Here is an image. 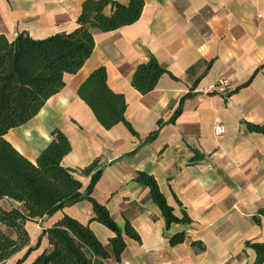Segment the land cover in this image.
<instances>
[{"label": "crops", "instance_id": "obj_1", "mask_svg": "<svg viewBox=\"0 0 264 264\" xmlns=\"http://www.w3.org/2000/svg\"><path fill=\"white\" fill-rule=\"evenodd\" d=\"M83 1L0 0V35L44 39L70 32ZM115 1L127 5L129 0ZM143 1L135 23L108 33L95 31L84 66L65 75L64 87L38 114L4 138L34 162L51 141L50 132L59 129L71 144L63 167L82 169L95 158L106 163L91 196L118 228L123 230L127 221L140 237L139 242L125 238L120 262L110 259L107 264H251L254 253L245 241L264 239V219L257 216L258 225L252 221L264 207V136L249 133L245 123L264 124V0ZM110 13L108 6L104 14ZM151 56L167 73L141 95L130 85L131 76ZM99 67L106 69L112 92L124 96V117L138 137L122 123L102 128L77 96L79 85ZM221 79L227 81L224 93L215 90ZM183 97L181 114L168 123ZM157 121L165 123L157 137L140 144ZM215 126L223 128L221 135L214 134ZM137 172L151 175L174 214L181 217L184 211L191 223L166 229L148 189L135 181ZM77 178L84 191L89 178ZM17 207L0 199V211ZM64 216L87 225L104 244L112 236L92 220L91 204L82 200L26 222L29 247L36 249L20 263L27 248L1 264H31L48 252L45 231ZM179 232L184 242L171 246L169 238ZM194 241L204 250L192 246Z\"/></svg>", "mask_w": 264, "mask_h": 264}, {"label": "trees", "instance_id": "obj_2", "mask_svg": "<svg viewBox=\"0 0 264 264\" xmlns=\"http://www.w3.org/2000/svg\"><path fill=\"white\" fill-rule=\"evenodd\" d=\"M108 6L111 13L105 15L104 10ZM143 6V0H129L127 5L115 0H84L76 27L70 32L56 33L44 39H33L26 33L17 34L11 40L0 35V199L18 204L17 208L10 211H0V263L27 248L17 262L20 263L36 249V246L29 247L30 237L24 227L26 222L50 217L63 207L82 200L91 204L92 220L112 233L107 243L99 241L87 225L64 216L45 231L50 250L41 253L31 264H107L110 259L120 262L126 248L125 238L140 241L129 222H125L123 230L118 228L106 207L91 196L106 166L101 158L93 159L78 170L63 167L61 161L70 153L71 144L61 130L53 129L50 132L51 141L32 162L4 136L33 119L46 101L64 87V76L74 75L84 66L94 48L95 31L108 33L135 23ZM211 64L212 61L206 64L203 73L192 83V89ZM166 73L151 56L146 62L137 65L130 85L139 94L145 95L155 88ZM247 84L244 83L233 92ZM77 96L102 128L109 130L122 123L132 136L138 137L124 117V96L113 93L109 88L104 67L93 70L84 79L77 89ZM183 99L168 123H174L181 114ZM164 124L157 121L156 129L140 144L154 140ZM245 126L249 133L264 136V124L247 122ZM77 175L89 178L84 191H81L82 184ZM135 181L148 189L149 199L160 211L166 229L172 224L191 223L184 211L181 217L174 214L151 175L137 172ZM257 216L264 219V207L258 208L252 216L256 225L259 224ZM184 240V233L179 232L170 237L168 243L175 246ZM191 245L204 250L200 241L191 242ZM244 247L254 253L251 264H264V239L260 242L245 241Z\"/></svg>", "mask_w": 264, "mask_h": 264}, {"label": "built area", "instance_id": "obj_3", "mask_svg": "<svg viewBox=\"0 0 264 264\" xmlns=\"http://www.w3.org/2000/svg\"><path fill=\"white\" fill-rule=\"evenodd\" d=\"M17 34L15 33L14 34V37L16 36ZM226 85H227V81L221 79L218 81L217 85L215 86V90L219 93H224L225 92V88H226ZM213 131H214V134L216 136L218 135H221L223 133V128L220 127V126H215L213 128ZM1 264V263H0Z\"/></svg>", "mask_w": 264, "mask_h": 264}, {"label": "rangeland", "instance_id": "obj_4", "mask_svg": "<svg viewBox=\"0 0 264 264\" xmlns=\"http://www.w3.org/2000/svg\"><path fill=\"white\" fill-rule=\"evenodd\" d=\"M104 227V226H103ZM107 229V228H106Z\"/></svg>", "mask_w": 264, "mask_h": 264}]
</instances>
